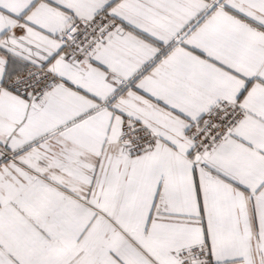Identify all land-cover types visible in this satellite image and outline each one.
<instances>
[{"label": "snow or ice", "instance_id": "snow-or-ice-1", "mask_svg": "<svg viewBox=\"0 0 264 264\" xmlns=\"http://www.w3.org/2000/svg\"><path fill=\"white\" fill-rule=\"evenodd\" d=\"M0 264H264V0H0Z\"/></svg>", "mask_w": 264, "mask_h": 264}]
</instances>
